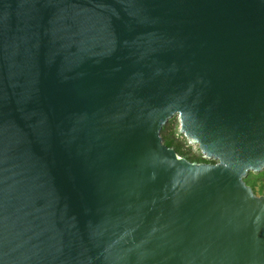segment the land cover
<instances>
[{
  "label": "water",
  "instance_id": "1",
  "mask_svg": "<svg viewBox=\"0 0 264 264\" xmlns=\"http://www.w3.org/2000/svg\"><path fill=\"white\" fill-rule=\"evenodd\" d=\"M263 170L264 0H0V264H264Z\"/></svg>",
  "mask_w": 264,
  "mask_h": 264
},
{
  "label": "rangeland",
  "instance_id": "2",
  "mask_svg": "<svg viewBox=\"0 0 264 264\" xmlns=\"http://www.w3.org/2000/svg\"><path fill=\"white\" fill-rule=\"evenodd\" d=\"M175 119L173 123L172 129H168L164 132V137H168L167 139H163V143L170 144L179 156H186V157H196L197 153L193 151V149L187 145V140L185 137L180 134L179 132V121L177 117L172 118L171 120ZM170 120V121H171ZM169 123V122H168ZM167 123V124H168ZM166 124V126H167ZM165 126V127H166ZM163 137V136H162ZM246 185H248L253 193L256 196H264V170L259 173H249L246 178L244 179Z\"/></svg>",
  "mask_w": 264,
  "mask_h": 264
},
{
  "label": "trees",
  "instance_id": "3",
  "mask_svg": "<svg viewBox=\"0 0 264 264\" xmlns=\"http://www.w3.org/2000/svg\"><path fill=\"white\" fill-rule=\"evenodd\" d=\"M174 121H175V119L169 121V123L167 124V126L163 128V130H162V132H161V135L163 136L162 138H163L164 140L168 138V137H167V138L164 137V135H163L164 132H165L166 130H168V129H169V130L172 129ZM166 146H167V147H171L170 144H166ZM175 150H176V149H175ZM182 157H184L185 159H187V160L190 161V162H195V163L203 162V161L200 159L199 155H196V157H193V158L186 157V156H182Z\"/></svg>",
  "mask_w": 264,
  "mask_h": 264
},
{
  "label": "built area",
  "instance_id": "4",
  "mask_svg": "<svg viewBox=\"0 0 264 264\" xmlns=\"http://www.w3.org/2000/svg\"><path fill=\"white\" fill-rule=\"evenodd\" d=\"M187 140V145L190 146L194 152L197 153V155H199L200 159L203 161V162H200V163H209L210 161H208L205 157L204 154H202L199 149H198V146L195 142H191L190 139L188 138H185ZM213 163V162H212Z\"/></svg>",
  "mask_w": 264,
  "mask_h": 264
}]
</instances>
